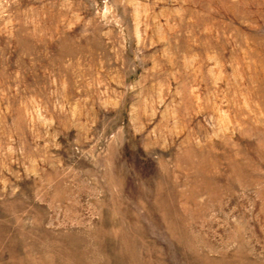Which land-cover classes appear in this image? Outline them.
<instances>
[{"label":"rangeland","instance_id":"rangeland-1","mask_svg":"<svg viewBox=\"0 0 264 264\" xmlns=\"http://www.w3.org/2000/svg\"><path fill=\"white\" fill-rule=\"evenodd\" d=\"M0 264H264V0H0Z\"/></svg>","mask_w":264,"mask_h":264}]
</instances>
